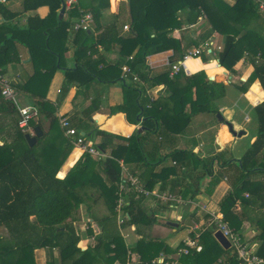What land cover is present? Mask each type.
Instances as JSON below:
<instances>
[{"label": "crops", "instance_id": "obj_1", "mask_svg": "<svg viewBox=\"0 0 264 264\" xmlns=\"http://www.w3.org/2000/svg\"><path fill=\"white\" fill-rule=\"evenodd\" d=\"M24 2L25 0L0 2L9 12V15H17L14 19H11L10 16L7 18L5 15L4 18H0V23L4 24V29L0 35V43L9 46L8 51L0 55V77L13 82L19 92V100L22 106L37 107V104L44 99L55 109L54 114L58 118L56 128L61 136L48 138L50 141L47 140L48 142L42 144L40 149L43 152L45 149L48 150L47 156L54 160L59 156L64 159L58 174L64 173L66 177L85 153L84 149L75 146L72 140L66 136L60 124L62 118H68L72 126L82 135H85L87 142L92 145H96L100 141L99 138L96 139L93 135L96 130L126 139L131 138L134 134L148 136L149 142L145 146L146 150L150 153V156H154L155 161H161L156 173L162 172L161 177L164 179H169L167 178L166 169L175 165L173 159L167 156L177 150L190 153V158L185 157L181 160V164L179 163L176 166L177 173L170 178V180L175 181L174 184L179 185L177 193L171 192L170 188L162 191L161 184H157L149 196H144L148 204L146 210L157 218V222L149 230H146L148 239L163 244L165 251L161 252L160 258L161 256L165 258V264H179L181 258L179 252L183 248L184 241L190 237L191 231L200 232L203 229H209L211 226L210 216L220 217V203L240 177L239 160L256 140L259 124L250 127L252 130L248 126L254 119L258 121L257 114L255 112L256 117L254 116L253 119L249 111L251 108L255 109L257 105L264 101V91L258 80L252 83L249 82L255 71L254 63L258 64L262 60L253 58L246 53L235 65L234 71L223 68L219 62L218 54L220 51L218 48L223 47L226 37L218 31H214L208 16L203 14L194 26H186L185 29L175 30L170 34V37L181 39L182 49L184 51L187 49L188 53V56L184 58L183 68L178 75L171 76L172 66L183 61V58H181L179 52L172 49L150 56L147 59L146 70L148 71L149 80L143 82L144 84H134L130 80L124 82L121 77L117 82L112 83H102L96 80L90 88L83 89L77 83H67L66 79L68 70L72 71L79 68L74 46L75 32L73 31V25L79 19L72 18L71 10H66L63 18L60 19L62 6L58 11V15L54 17L50 15L48 6L25 11ZM235 4L236 0H215V3L214 0H210L211 8L216 12L223 6L233 7ZM75 6L82 14L93 15V8L101 9L100 23L102 30L95 32V25L91 27L89 33H94V37L89 40L91 45L97 43L98 35L102 31L104 32L106 27L113 23L117 24V28H113L114 30L109 33L107 40H104L102 44L94 45L86 53L87 56H92L94 60L100 62L97 66L98 69H102L106 65L117 66L125 54L123 41L132 31L128 0H75ZM188 12V9L179 12L181 14L180 19L183 22H186ZM62 20L64 22L61 24ZM125 26H129L131 30L125 31ZM208 33H210L208 41L206 43L200 42L205 36H208ZM193 42L197 44L192 45ZM208 43H211L209 49L207 47ZM189 45L192 46L187 48ZM197 50L200 52L199 56L196 58L190 57V54ZM137 53L138 49L127 59H133ZM181 74L187 77L200 75L203 80H208L211 84L216 82L224 85V96L213 100L207 108L201 109L189 121L187 118H181V128L168 129L164 124H158L156 131L150 132L145 125L146 114L149 113L147 109L149 107L152 109L151 104L156 103V101L162 105L161 107H164V111L165 107L168 108L171 107V104L173 105V103L167 101L172 95L168 83L172 80L173 84V81L178 78L181 82L178 80L174 87L181 89V91L186 90L188 80ZM131 82L138 87L140 93L128 86L132 84ZM230 86H235L238 93H232L229 89ZM254 87L258 91L252 93ZM193 93L196 94V89H193ZM230 95L233 99H229ZM257 99H260V101L258 102ZM5 103L8 102L3 101L0 97V146L11 144L17 134L20 133L16 124L19 119L18 112L14 107H10ZM177 104L179 105V101H177ZM91 107H98L99 109L89 114ZM186 111L187 114L191 112L190 105L186 107ZM219 113L222 115L224 122L217 118ZM38 121H41L42 126L39 127L46 135L50 129V121L43 119V117L38 118L36 122ZM226 122L233 125L236 133L244 131L245 134L241 137L234 136L229 131ZM82 125H86L84 130L79 129ZM34 129L30 128L29 133L33 135ZM49 135H51V132ZM64 139L67 141L65 146L62 142ZM94 139H96L95 142H93ZM244 143H246V146H243ZM103 153L106 156L104 159L111 157V149L103 151ZM77 154L78 156L75 157ZM91 157L94 161L100 160L96 156ZM71 162H74L72 166H70ZM226 163L227 166H225ZM205 166L208 173L213 170L214 175L222 177L220 184L215 188L212 195L206 193L212 177L206 176L201 183L196 182L197 176L203 174ZM139 176V171H132L129 167H123V182L127 183L130 179H136L140 182ZM263 179L264 174H258L253 175L252 179L248 180L261 181ZM87 190L82 189V192L87 194L83 195V199L88 195L90 196L86 192ZM196 191L198 194L193 196ZM134 192L138 193L137 191ZM166 192L180 197L183 204L173 206L159 201L156 194ZM93 194L98 198L96 193ZM246 195L248 194H244L245 198H247ZM127 197L126 195L123 196L125 199V205L123 204L122 208L124 212V207L127 206ZM92 200L94 201V199ZM93 204L94 202H89L87 199L69 220H72V224L80 225L78 235L81 241L78 244V249L81 252H85L89 247L94 246L91 245L88 236L91 231L90 228L95 232V236H98L102 231L97 223L99 216H96L97 218L90 217L88 212L87 214L84 212V210L92 208L90 205L93 206ZM97 207L102 209L98 214L107 213L108 209L103 204H100V207L96 206L94 209L97 210ZM171 208H178V212L170 214L169 210ZM116 211L117 224L131 252L140 241V236L136 233L135 226L124 227L126 221L121 224V214L118 213L117 209ZM86 218L92 223L90 227H87L88 230L85 225L81 224L84 223ZM169 223H178L179 227L173 228L168 225ZM166 228L172 229L173 233L186 231V236L178 244H176L174 238H171L170 242L172 244H170L168 243L170 236ZM258 230V227H251L249 222H244L240 231L242 240L255 251L260 245L259 240H257ZM28 254H30L28 258L23 256ZM28 254L21 255L23 264H50L51 262L61 264L60 255L56 248L36 250ZM81 256L79 253L73 258L68 257L62 264H73ZM140 259V256L133 254L131 264H139ZM224 262V258H221L218 264H225ZM79 264L86 263L83 261ZM153 264L161 263L153 262Z\"/></svg>", "mask_w": 264, "mask_h": 264}, {"label": "trees", "instance_id": "obj_2", "mask_svg": "<svg viewBox=\"0 0 264 264\" xmlns=\"http://www.w3.org/2000/svg\"><path fill=\"white\" fill-rule=\"evenodd\" d=\"M63 3L64 0H25L24 10H37L48 6L50 15L54 17L58 15L61 6L63 8ZM128 3L132 31L123 41L125 54L117 66L106 65L98 69L100 62L86 55L94 45L102 44L108 39L113 28H117L116 23L106 27L104 32L98 35L97 43L93 45L89 40L94 37V33L80 30L75 32L74 40L79 68L66 72L67 83H77L80 88L88 89L96 80L102 83L117 82L122 77L124 66H128L138 74L141 81L147 82L149 80L146 70L147 59L173 49L179 52L184 60L188 56L187 49L186 51L182 49L181 39L170 37V34L175 30H183L186 26H194L200 17L206 14L213 25V30L226 37L222 51L218 54L221 66L234 71L235 65L246 53L253 58L261 59L262 64L254 63L255 71L249 83L258 80L264 91V11L259 10L255 0H236L233 7L223 6L218 12L211 8L210 0H128ZM186 9L189 10L188 17L186 22H183L179 12ZM100 10V8L92 9L95 32L102 30ZM70 12L72 18L80 19L83 15L75 5ZM4 15L7 18L10 16L11 19L17 16L9 15L0 4V18H4ZM63 22L62 20L61 24ZM3 29L4 24L0 23V35ZM196 44L192 43V45ZM8 49L7 44L0 43V55L6 53ZM137 49V55L128 60L127 58ZM185 77L188 80V88L184 91L174 87L178 78L173 84L172 80L168 83L172 95L167 101L173 103L171 107H165L164 111V107L156 101L151 104L152 109L150 107L147 109L149 113L146 114L145 125L150 132H155L158 124H164L168 129L181 128V118H187L189 121L201 109L207 108L213 100L224 96L225 86L220 83L211 84L210 81L203 80L200 75ZM122 81L125 82L123 79ZM134 84L128 86L140 93ZM193 89H196L195 95ZM257 91L254 87L252 93ZM175 99H178L179 105ZM2 100L5 101L3 98ZM257 101L259 102L260 99ZM5 104L13 107L9 102ZM189 105L191 112L187 114L186 107ZM37 108L39 118L43 117L50 121L49 132L40 138L34 147L28 145L26 134L21 131L11 144L0 146V229H5L10 235V243L6 246H1L3 239L0 237V264H9L7 260L14 254L22 255L46 248L58 250L61 264L66 258H73L79 253L82 256L73 264L83 261L86 264H131L133 254L140 256L139 264H153L160 258L161 252L165 251V247L153 239H148L146 230L157 222V218L146 210L144 195L132 190L123 194L128 196L127 206L124 207L126 212L124 227L135 226L136 233L140 236V241L131 252L117 224L116 209L120 198V186L123 184V167L139 171V180L147 191L152 192L157 184H161L162 191L170 188L171 192L177 193L179 185L174 184L175 181L170 178L177 173L176 166L181 164V160L185 157L190 158V153L177 150L169 154L167 157L172 158L176 165L166 169L169 179H164L161 177L162 172L156 173L161 161H155L154 156H150L146 150L148 136L134 134L126 139L96 130L93 135L100 141L95 147L101 152L111 149V157L94 161L85 153L66 177L60 179L58 173L64 159L59 156L54 160L47 156L48 150L45 149L43 152L40 149L44 138L50 141L51 138L61 136L56 128L58 118L54 114L55 109L44 99L37 104ZM98 109L91 107L89 114ZM255 111L259 124L256 140L239 160L240 177L221 201L219 218L239 235L244 222H249L251 227H258L257 240L260 245L257 254L264 258V179L248 180L252 179L253 175L264 174V101L255 107ZM38 126H42L41 121L30 123L32 129ZM85 127L86 125H82L79 129L84 130ZM50 132L51 135L48 136ZM62 142L63 146L67 145L66 139ZM77 156L78 154L75 157ZM73 164L74 162H71L70 166ZM227 165L226 163L225 166ZM203 171L201 176H197L196 182L201 183L206 176L212 177L206 189V193L212 195L222 177L214 175L213 170L208 173L206 166ZM61 175L65 176L64 173ZM89 186L91 188L95 186L104 196L110 213L97 220L102 231L96 237V245L81 252L78 249L81 238L69 220L86 202L83 199L82 189H90ZM197 194L196 191L193 196ZM244 194H248V197L245 198ZM87 199L91 200V197L88 195ZM190 237L198 239L203 249L201 252L191 251L188 255H181L179 264H218L221 258H224L225 264H240L241 261L235 251H225L214 238L210 228L200 232L192 230ZM182 247L184 248V245ZM19 262L23 264L22 260Z\"/></svg>", "mask_w": 264, "mask_h": 264}, {"label": "built area", "instance_id": "obj_3", "mask_svg": "<svg viewBox=\"0 0 264 264\" xmlns=\"http://www.w3.org/2000/svg\"><path fill=\"white\" fill-rule=\"evenodd\" d=\"M5 0H0L3 2ZM258 4L259 10L264 11V0H255ZM75 5V0H64V6L66 10H71ZM94 25V18L92 14H83L82 17L73 25V31L78 32L80 30L90 31L91 27ZM125 31H129V26L124 27ZM211 46V43L207 44V47ZM219 51L222 50L221 47L218 48ZM211 52V51H210ZM199 51H195L190 54V57H198ZM184 61L172 66L171 76L174 77L181 72L183 68ZM122 79L133 81L135 84H144L141 81L140 76L133 72L128 66L122 67ZM0 91L1 97L11 103L13 107L17 110L19 115L18 127L20 131L24 134L29 133L30 123L36 121L39 118V110L36 106H22L19 100V92L13 85V82L7 78L0 77ZM62 129L65 131L66 136L72 140L73 144L79 148L84 149V152L89 153L91 156H96L99 159H104L106 156L103 152L95 147V145L87 142L85 135H82L75 127L72 126L68 118H62L60 120ZM176 165V163H175ZM129 183L130 185H127ZM123 182L120 186L119 201L117 210L118 213L124 214V219L126 220V214L124 212L123 204L125 205V199L123 194L127 191L134 189L139 194L144 196H149L151 193L144 189L143 185L136 179H130L129 182ZM157 199L163 203L171 205H182L183 201L177 195L166 192L163 194H156ZM248 197V195H246ZM120 216V215H119ZM211 226L210 229L215 234L217 231H221L223 235L230 241L232 245V250L235 251L241 264H264V258L258 256L257 251L252 249L248 244H246L239 234L233 232L230 227L219 218V216L211 215ZM124 219L121 220V224L124 223ZM209 228V227H208ZM203 247L199 243L198 239H193L188 237L184 241V248L179 252V255H188L191 251L201 252ZM165 258L157 259L156 263L165 264Z\"/></svg>", "mask_w": 264, "mask_h": 264}, {"label": "rangeland", "instance_id": "obj_4", "mask_svg": "<svg viewBox=\"0 0 264 264\" xmlns=\"http://www.w3.org/2000/svg\"><path fill=\"white\" fill-rule=\"evenodd\" d=\"M180 14V13H179ZM179 16H181V14L179 15ZM131 30V29H130ZM210 37V33H208V36H205V38L203 39V40H201L200 42H203V43H206L207 41H208V38ZM192 63H194V62H192ZM195 63H197V62H195ZM262 62H260V63H258V65L259 64H261ZM256 64V63H255ZM179 81L181 82V80L179 79ZM229 89H230V91H232V93H238L237 92V89L235 88V86H230L229 87ZM229 99H233L232 98V96L230 95L229 96ZM252 100V99H251ZM255 102L257 103V101L255 100ZM254 102V103H255ZM249 112H251V114H252V117H253V119H254V116L256 117V114H255V109H253V108H251L250 109V111ZM237 113H238V111H237ZM254 121H256V122H254ZM256 123V124H255ZM253 125H254V127L256 126V125H258V121L257 120H253L252 121V123L250 124V126H248V128L249 129H251L252 130V128H250V127H253ZM47 141V138H44V140H43V142H42V144H44L45 142ZM246 143H244L243 144V146L245 145ZM246 146V145H245ZM236 149V148H235ZM86 153V152H85ZM85 153H83V156H82V158L84 157V155H85ZM235 153L237 154V151L235 150ZM89 154V153H88ZM90 155V154H89ZM91 156V155H90ZM81 158V159H82ZM90 187V189H88L86 192L88 193V194H90V197L92 198V199H94V201L91 199V200H88L89 202H94V204H93V206L92 205H90L92 208H90V209H88V210H84V212L87 214V212H88V214H90V217H94V218H97L96 216H99L97 219H100V218H102V217H104L105 215H107V214H109L110 213V211L109 210H107V213L106 214H98V212H101V208H98L97 207V210L96 209H94L96 206H99L100 207V204H103V206L105 207V206H107V209H108V205H107V202H106V199L104 198V196L102 195V194H100V192L97 190V188L95 187V186H93L92 188H91V186H89ZM132 191H135L134 189L132 190ZM128 192V191H127ZM93 193H96L97 195H98V198L96 197V196H94L95 194H93ZM82 194L83 195H87L86 193H84V192H82ZM100 195V196H99ZM101 199V200H100ZM85 200L87 201V197L85 198ZM173 206H176V205H173ZM148 207V204L146 203L145 204V208H147ZM170 214H173V213H175L176 211L178 212V208H171L170 210ZM95 214H97V215H95ZM125 214H126V212H125ZM88 216V215H87ZM86 216V217H87ZM124 214L122 215V217H121V219H124ZM89 217V216H88ZM72 221V220H71ZM70 221V222H71ZM81 221H82V219H81ZM80 221V222H81ZM124 221H126L125 219H124ZM82 225H85L86 226V228L87 227H90L91 225H92V223L86 218L85 219V221H84V223H81ZM74 225V227H75V229H76V231H77V234H78V231L80 232V225L79 224H77V225H75V223L73 224ZM91 229V231H90V233L88 234V236H89V238H90V243H91V245H96V239H94L95 237H97V236H95L96 234H95V232L93 231V229L92 228H90ZM167 229V232H168V235L170 236V238L168 239V243H170V244H172V242H170V239L171 238H174L175 240L174 241H176L177 243L176 244H178L180 241H181V239L182 238H184L185 236H186V231H184V232H182L181 233V231L180 232H178V233H173L172 232V229H170V228H166ZM87 230H88V228H87ZM0 237L3 239V241H2V244H1V246H6V245H8L9 243H10V235L7 233V231L5 230V229H0ZM94 240H93V239ZM173 241V242H174ZM89 243V244H90ZM174 244V243H173ZM28 254V253H27ZM23 256H26V258H28V257H30V254H28V255H23ZM19 260H21V254H14V255H12L11 257H9V259L7 260V263H9V264H20L21 262H19ZM52 264H54V263H52Z\"/></svg>", "mask_w": 264, "mask_h": 264}, {"label": "water", "instance_id": "obj_5", "mask_svg": "<svg viewBox=\"0 0 264 264\" xmlns=\"http://www.w3.org/2000/svg\"><path fill=\"white\" fill-rule=\"evenodd\" d=\"M65 11H66V8L65 6L63 5V8L61 10V14H60V19L63 18L64 14H65ZM217 118L219 120H221V122H224V119L222 117V115L219 113L217 115ZM229 129V131L234 135V136H238V137H241L245 134L244 131H241L239 133H236L234 131V127L231 123L229 122H226L225 123ZM145 129V128H144ZM43 131L41 129V127H36L33 131V135L30 134V133H27L25 135V139L27 140V143L30 147H34L36 145V143L38 142V140L40 138L43 137ZM65 177V176H64ZM64 177H62L61 174H58V178L60 179H64ZM168 225L172 226L173 228H178L179 227V224L178 223H169ZM214 238L216 239V241L220 244V246L225 250V251H230L232 250V245L230 243V241L223 235V233L221 231H217L215 234H214Z\"/></svg>", "mask_w": 264, "mask_h": 264}, {"label": "clouds", "instance_id": "obj_6", "mask_svg": "<svg viewBox=\"0 0 264 264\" xmlns=\"http://www.w3.org/2000/svg\"><path fill=\"white\" fill-rule=\"evenodd\" d=\"M225 139H227V137H225Z\"/></svg>", "mask_w": 264, "mask_h": 264}]
</instances>
